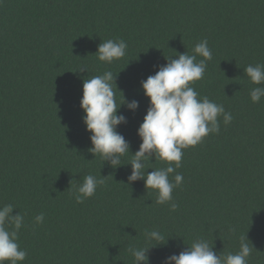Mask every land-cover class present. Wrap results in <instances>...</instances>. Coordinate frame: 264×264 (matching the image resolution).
<instances>
[{"label": "trees", "instance_id": "16d2710c", "mask_svg": "<svg viewBox=\"0 0 264 264\" xmlns=\"http://www.w3.org/2000/svg\"><path fill=\"white\" fill-rule=\"evenodd\" d=\"M109 39L128 46L112 64L94 55ZM204 39L212 59L192 86L233 120L225 125L221 116L219 134L182 150L176 173L184 179L172 210L171 202H155L156 191L147 192L143 180L127 184L131 153L121 160L128 165L113 169L89 151L83 81L111 71L118 105L123 95L139 102L135 112L121 107L127 123L117 129L134 154L150 105L141 82L166 57L193 55ZM258 63L264 64V0H0V206L11 204L13 215L24 216L22 264H133L129 246H143L152 230L164 244L150 250V264H165L199 239L217 255L235 254L246 234L254 246L248 264H264V98L251 101L255 85L244 73ZM152 162L167 166L154 156ZM89 174L107 178L77 203ZM41 213L44 221L36 223Z\"/></svg>", "mask_w": 264, "mask_h": 264}, {"label": "clouds", "instance_id": "9594fccd", "mask_svg": "<svg viewBox=\"0 0 264 264\" xmlns=\"http://www.w3.org/2000/svg\"><path fill=\"white\" fill-rule=\"evenodd\" d=\"M127 47L122 39H109L99 44L94 55L99 61L112 64L126 56ZM193 53H179L175 59L166 57L167 64L160 66L155 75H150L141 82L150 105L138 128L142 143L134 154L130 142L117 129L127 123L126 116L119 114L121 107L126 105L128 110L135 112L139 109V102H129L123 95V102L118 105L113 88L117 75L106 71L102 75L85 79L80 101L85 113L83 121L87 131L91 133L92 147L89 151L95 158L100 156L104 162L103 167L106 163L113 169L130 164L132 171L127 184L143 180L147 192L149 189L156 191L155 202L161 205L171 202L172 210L178 207L173 202V191L184 179L181 173H176V169L182 167V150L203 143L209 134H219L221 116L225 125L233 120L232 113L226 111L223 104L211 101L206 96L200 98L192 86L203 79L207 61L212 59L208 40L197 43ZM197 56L203 59L197 61ZM85 69L87 68L82 67L79 72ZM244 73L249 82L255 85L249 92L251 101L259 103L264 98V64H250L244 69ZM128 153L132 154L133 159L128 164H122V157ZM153 156L155 161H162L167 166L152 168L150 164L153 163ZM145 169L154 171L148 172ZM173 173L175 175L170 179ZM106 178L102 175L101 178L91 174L85 176L76 190V202L83 203L93 197ZM14 209L11 204L0 206V264H22L28 256L27 250L18 244L24 216L20 212L13 215ZM35 221L42 223L43 213L36 216ZM145 237L143 246L128 248L134 258L133 264H150V250L164 244V236L158 230L146 231ZM248 241L247 234L242 235L238 252L227 255L222 252L217 255L214 246L207 240L199 239L191 245L187 244L186 250L178 255L167 257L165 264H248L254 247Z\"/></svg>", "mask_w": 264, "mask_h": 264}]
</instances>
